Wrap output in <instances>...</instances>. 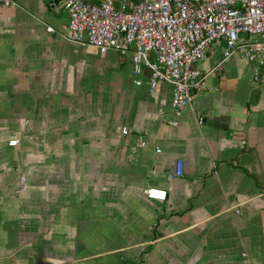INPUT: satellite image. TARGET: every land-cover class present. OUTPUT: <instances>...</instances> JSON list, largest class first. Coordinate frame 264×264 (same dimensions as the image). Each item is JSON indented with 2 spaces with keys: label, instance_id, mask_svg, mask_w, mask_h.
Listing matches in <instances>:
<instances>
[{
  "label": "crops",
  "instance_id": "obj_1",
  "mask_svg": "<svg viewBox=\"0 0 264 264\" xmlns=\"http://www.w3.org/2000/svg\"><path fill=\"white\" fill-rule=\"evenodd\" d=\"M14 1L0 7V264H264V70L256 82L234 55L177 117L172 85L152 89L147 68L137 85L130 58L68 40L58 0Z\"/></svg>",
  "mask_w": 264,
  "mask_h": 264
},
{
  "label": "built area",
  "instance_id": "obj_2",
  "mask_svg": "<svg viewBox=\"0 0 264 264\" xmlns=\"http://www.w3.org/2000/svg\"><path fill=\"white\" fill-rule=\"evenodd\" d=\"M58 1L69 18L68 40L102 54L115 51L124 60L130 58L137 85L141 84L137 78L144 68L150 72L152 89L161 82L172 85V106L177 117L193 105L194 90L202 87L207 76L236 54L255 65L256 82L262 76L264 0H145L136 5L117 0H102L99 4ZM11 6H17L14 0H0V7ZM219 41L225 45L222 61L209 73L193 69V64L206 59L211 46ZM198 120L203 123L201 114ZM183 173L184 164L178 161L176 175ZM24 183L22 179L21 188ZM145 195L154 201L168 198L166 190L155 187L146 189Z\"/></svg>",
  "mask_w": 264,
  "mask_h": 264
}]
</instances>
